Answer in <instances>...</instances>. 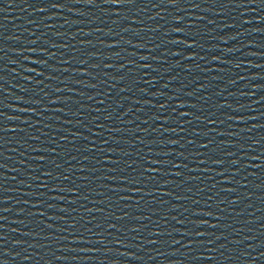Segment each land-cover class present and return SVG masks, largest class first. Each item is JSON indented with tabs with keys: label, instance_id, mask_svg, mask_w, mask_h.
I'll use <instances>...</instances> for the list:
<instances>
[{
	"label": "water",
	"instance_id": "1",
	"mask_svg": "<svg viewBox=\"0 0 264 264\" xmlns=\"http://www.w3.org/2000/svg\"><path fill=\"white\" fill-rule=\"evenodd\" d=\"M52 3L64 7L53 9ZM0 8V127L16 129L0 132V163L6 166L0 169L4 177L0 199L7 201L0 209H10L0 211V264H109V186L103 179L108 165L94 162L101 153L75 150L88 141L70 143L72 132L95 139L97 148L106 138L104 104L98 103L104 100L103 94L97 95L103 88L93 5L84 0H0ZM32 60L40 63L32 64ZM68 60L72 62L65 63ZM94 64L100 67L94 69ZM41 72L43 76L37 75ZM91 84L98 87L86 86ZM92 96L96 99H89ZM50 99L61 102L50 104ZM97 116L99 120H94ZM94 123L104 128L96 129ZM88 128L103 135L93 137ZM53 161L62 167L56 168ZM96 168L100 171H89ZM46 171L60 179L45 177ZM65 175L70 178L63 179ZM42 181L48 186L43 187ZM53 187L76 188L79 195L52 192ZM71 200L77 202L70 204ZM35 204L42 206L35 208ZM89 220L91 224L86 223ZM73 223L75 229L70 227Z\"/></svg>",
	"mask_w": 264,
	"mask_h": 264
},
{
	"label": "snow or ice",
	"instance_id": "2",
	"mask_svg": "<svg viewBox=\"0 0 264 264\" xmlns=\"http://www.w3.org/2000/svg\"><path fill=\"white\" fill-rule=\"evenodd\" d=\"M72 2L74 3H80L81 0H72ZM84 2L90 4V5H94L96 3V0H84ZM136 2V0H103V3L104 4H112V5H115L117 7H123L125 5H131V4H134ZM165 0H161V3H164ZM168 4L170 7L172 8H178L179 5L181 4V0H167ZM250 2H254V0H250ZM24 3H28V0H24ZM261 3H264V0H261ZM11 6V5H10ZM224 6H227V5H224ZM237 7H246L247 5L246 4H237L235 5ZM51 7L53 9H62L64 7L63 4H60V3H52L51 4ZM195 7H199V5H195ZM47 9L46 8H39L38 11L40 12H44L46 11ZM3 9L0 8V12H2ZM117 15H119V13H116ZM51 18V17H50ZM200 19H203L202 17H200ZM135 23V21H134ZM182 23V20L181 19H175L174 20V24L176 25H179ZM245 23H248V21H245ZM189 28H192L194 27V25L192 24H189L188 25ZM125 31H128V29H125ZM158 31V29H157ZM172 32H175V33H183L185 36H191L192 34L190 32H186L185 29L183 28H180V27H173L171 29ZM31 43H36V41H31ZM129 43H131L129 41ZM170 43L172 44H176V45H183V48L184 49H193V48H196L198 45L193 37L192 39V42L189 43L187 42L186 40H176V39H173L170 41ZM56 45H53V47H55ZM109 47H117V45L113 44V45H108ZM145 45L143 44H136L134 45V47L136 48H142L144 47ZM155 49H149V51H154ZM44 53L41 52V55H43ZM117 56H119V53L116 54ZM171 55L173 56H176V57H184V59H187V60H195L197 55L198 54H192V55H188L186 54L185 51L181 50V49H177V50H174ZM51 58V57H49ZM201 59H204V57H200ZM109 59H111V57H109ZM138 59L140 61H148L150 59L149 56L147 55H141L138 57ZM214 60L215 59H218L216 57L213 58ZM72 61L71 60H68V61H65V63H71ZM30 63L32 64H37V63H40V61L38 60H32L30 61ZM44 64H47V61H44ZM92 68L94 69H97L100 67V65L98 64H94V65H91ZM105 68H112L113 65L112 64H106L104 65ZM137 68H140V69H151L152 72H158L159 69L157 68H153L150 64H140V65H136ZM27 71H34L33 69H26ZM118 70H122L121 69H118ZM187 71H191L190 68L186 69ZM64 71H68L67 68L64 69ZM80 75H88L87 72H82V73H79ZM37 75H41L43 76L44 73L41 72V73H37ZM49 79H51V77H49ZM93 79H95V77H93ZM114 79V78H113ZM124 80V77H120V81L122 82ZM148 83H156L157 81L155 79L151 80V81H147ZM101 83H104L103 81ZM137 83H140V81H137ZM87 87H91V88H97L98 86L96 84H91V85H86ZM112 86L109 85V88H111ZM164 87H167V85H164ZM69 89H57V91H68ZM129 89L127 88H121L120 91H128ZM139 91L147 96L148 95V91L144 88H140ZM101 94H105L106 96H111V91L107 92V93H101V92H98L97 95H101ZM155 95V94H154ZM89 99H92V100H95L96 97L95 96H92V97H89ZM172 100H178L179 98L178 97H172L170 98ZM23 102V101H22ZM61 101L58 100V99H50L49 100V103L50 104H58L60 103ZM141 101L137 100L135 101V103L139 104ZM0 103H2V101H0ZM98 103L100 104H104L105 101L104 100H99ZM147 103V102H145ZM119 107H122V105H119ZM151 107L153 108H156V105H151ZM170 107V105L168 103H161L159 105V109L162 110V109H165V108H168ZM171 107H173L174 109V119L173 120H168L167 118H165L162 123L163 124H170V123H174L176 125L179 126L181 132H184L185 131V123H183V118L185 117H191L193 116V113L191 112H188V111H175V109H181V108H184V107H188V108H196L197 105L196 104H189V105H185L183 102H178V103H175L174 105H171ZM45 111H47L48 109L45 108L44 109ZM56 111L58 112H63L64 110L62 108H57L55 109ZM20 111H27L26 109H20ZM93 111H98L97 109H93ZM105 112H107L108 110L107 109H104ZM65 115H68V113H64ZM0 115H2V113H0ZM100 117H94V120H99ZM111 118V115L109 114L108 116H105L104 119H110ZM84 117L81 116V120H83ZM152 120H159L160 118L157 117V116H152L151 117ZM195 119L197 121H200V123H204L205 121L201 120V118L199 116H196ZM149 121L148 120H144L143 123L147 124ZM25 124L28 123V121H24ZM70 123V122H69ZM188 124H191L192 123V120L189 119L187 121ZM214 123V121H213ZM79 126V125H77ZM94 127L96 129H102L104 128V125L102 124H99V123H94ZM7 131H13L15 132L16 129H7V128H4V127H0V132H7ZM21 131H23L21 129ZM88 132H90L92 134L93 137H97V136H102L103 133L100 132V131H93L92 128H88L87 129ZM109 132H112V131H119V129H108ZM157 131H165V132H171V133H175L177 136L180 135L179 132H177L176 128H170V129H164V128H161V129H157ZM70 135L73 137V139L70 141V143H72L73 145L76 144V141L77 140H84V141H88V143L82 145V147H79V148H76L75 150L77 152H85V153H101L102 155L101 156H98L96 158V160L94 161L95 163H99V164H110V165H121L122 163H124V161H122L121 159H118V158H115V157H122V156H126V155H131V153H128L126 152L124 149H120V150H117L116 148H110V147H104V145H109L110 143H114V144H117L119 145L121 143V140L119 139H115L113 137H107L105 138L102 142H101V147L97 148V147H94L97 143V141L95 139H92L90 140L88 136H83L82 134H79V133H75V132H72L70 133ZM192 135L194 136H200L201 135V132H198V131H194L192 133ZM204 135H207V133H204ZM220 135H223V133H220ZM0 139H3V137H0ZM127 142V141H125ZM140 143H145V141L141 140L139 141ZM164 143H169V144H180V140H168V141H161V144H164ZM186 145H193V146H197L199 148H203V149H209L210 147V142L209 143H204V142H200L198 143L197 140L195 139H188L186 141ZM186 145H181L182 147L183 146H186ZM3 145H0V147H2ZM135 146V145H133ZM35 151H47V149H35ZM54 151V150H53ZM212 152L214 153V149L212 150ZM54 154L56 155H60L59 153H55ZM103 154H106L108 157H113V158H103ZM149 155H153V153L150 151L149 152ZM155 156H170L172 155V153H168V152H156L154 153ZM177 155H179L183 160H188V156L184 155V153H177ZM191 155L193 156H200V155H204V156H207L208 159H200L198 161H193L194 163H197L198 165L199 164H207L209 163V161H211L212 164L214 165H217V166H222L223 165V161L216 158L214 155L208 153V152H205V153H199V152H195V153H192ZM231 155V154H229ZM0 156H3V153L0 152ZM39 160H41L42 162L44 161V157H38ZM72 159H76L75 156L72 157ZM85 159H88V157H85ZM252 159H259V157H252ZM53 163L55 164L56 168H61L62 165L61 164H56L55 161H53ZM230 163L232 164H237L238 161L236 160H231ZM144 164L146 165H158L159 167H144L143 165H139L138 167L141 169L139 172H137L136 175H133L131 176L130 178L129 177H109V176H104L103 179L105 180H108V179H119V183L120 187H113V188H110L109 190L112 191V192H119V193H131L132 195L129 196V195H121L119 196V199L122 200V201H128V200H131L133 196H139L140 198L139 199H136L134 201V203L139 206L140 203H141V200H143L145 197H154V196H172L173 199H181V197H177V196H173L172 195V192H167V191H161V189L163 188H168L169 185L171 184H174L175 181L174 180H165L162 184L159 183V182H156L155 185L153 187H150V184H153L154 181H156V175H161V176H173V177H181L183 175V173H181L180 171H172V169H180V168H185V169H188L189 172H197V171H210V169H199L198 167H194V168H189L187 164H180V163H176L172 160H159V159H148V160H144ZM6 166L3 164V163H0V169H4ZM128 168H132L133 165L132 164H128L127 165ZM164 169V170H162ZM107 172L109 173H115L117 171L119 172H124L126 171L125 168L123 167H120V168H107L105 169ZM68 171V170H66ZM81 172L85 171V169L81 168L80 169ZM89 171H100L99 168H96V169H89ZM43 175L45 177H48L50 179H56V180H59L60 177L59 176H54L53 173L51 171H46L43 173ZM219 175L223 176L224 173L221 172L219 173ZM70 177L68 175H65L63 177V179L65 180H68ZM4 179L3 175L0 174V180ZM32 179H35V180H39L40 178L39 177H33ZM194 179H198V177H185V182L186 183H190L192 180ZM231 181H227V183H230ZM42 186L43 187H47L48 184H47V181H42ZM73 183H75V181H73ZM128 184H131L133 185V187L129 188V187H124L123 185H128ZM31 187V186H29ZM77 188H79V186H77ZM50 191L52 192H71L73 194V196H78L79 193L77 191L76 188H72V189H69V188H51ZM188 191H191V189L189 188ZM203 191V190H201ZM227 191H232V189H227ZM53 199H56L57 197H52ZM77 201L76 200H71L69 201L70 204H74L76 203ZM156 201L155 200H149L148 203H155ZM4 203H7L6 200H2L0 199V204H4ZM24 203H27V201H25ZM100 203H103V201H100ZM162 203H167L166 201L162 202ZM195 203H199V201H195ZM233 204L236 203V201H232ZM42 205L41 204H35L33 205V207L35 208H40ZM10 209H7V208H3V209H0V211H3V212H7L9 211ZM61 212H67V209L66 208H61L59 209ZM89 212H92V211H96L95 209H88ZM39 216H44L45 213L43 212H39L38 213ZM195 216H211L212 213L211 212H195L194 213ZM51 219V217H49ZM117 220H126V219H136V220H142V219H151V217H140V216H129V214L127 212H125L124 215L122 216H117L115 217ZM221 217H216L217 220H219ZM165 219H167V217H165ZM173 219H176V217H173ZM42 223V221H41ZM87 224H91L92 221H86ZM157 223H159L157 221ZM177 223L179 224H183L184 221L183 220H177ZM197 229L199 228H203L205 226L207 227H210V228H216L218 225L217 224H208L207 221H201L199 223H197L196 221H193L192 222ZM97 226H100V225H97ZM47 227H51V225H47ZM71 228L75 229L76 228V224L73 223L70 225ZM109 228H116V225L115 224H109L108 225ZM89 231H91V229H88ZM133 232H138L140 231V228H136V227H133L131 229ZM149 235H154V236H157V237H161V236H165V235H168V236H171L172 234L171 233H165V232H150ZM206 233L203 232V231H193V232H188V231H185L183 233H181V236H192V237H203L205 236ZM0 239H3V237H0ZM81 241L79 240H74L72 241V243H80ZM84 242H90V241H84ZM149 243L151 244H159L161 243L160 240H149L148 241ZM167 242V241H165ZM98 243H103V241H98ZM181 241L180 240H173L171 241V244L172 245H176V244H180ZM196 243L195 240H190L189 243H187L185 245V247L187 248H192L193 245ZM75 250V249H73ZM80 251H90V249H80ZM262 255H264V253H262ZM200 259H203L204 257H199ZM208 259H212V257H207Z\"/></svg>",
	"mask_w": 264,
	"mask_h": 264
}]
</instances>
